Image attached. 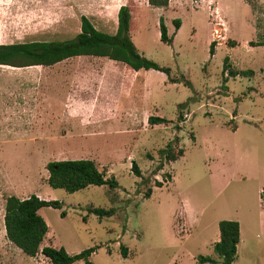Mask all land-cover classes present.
<instances>
[{"label": "rangeland", "instance_id": "1", "mask_svg": "<svg viewBox=\"0 0 264 264\" xmlns=\"http://www.w3.org/2000/svg\"><path fill=\"white\" fill-rule=\"evenodd\" d=\"M250 1L254 9L243 0H171L160 9L146 0H135L132 39L137 52L169 67L176 79L170 81L164 74L162 80L161 72L155 70L147 80L151 95L147 104L140 106L150 111L147 117H164L165 122L148 124L147 117L141 116L132 126L109 121L97 136L76 128L65 137L57 132L69 126L57 121L41 129L39 124L25 126L17 119L20 123L10 126L15 133L0 125V264H46L43 255L30 258L8 241L3 227L5 198L33 193L39 198L53 195L61 204L60 209L42 208L50 232L45 241L70 254L92 247V264H200L199 255L217 260L203 264H222L211 241L217 234V219L234 216L242 220L245 240L234 264H264V202L259 200L264 195V189L259 193V188H264V45L251 46L249 42L264 37V0ZM23 3L7 0L6 10L0 8V42L63 41L80 31L76 23L70 21L66 24L70 27H63L56 21L52 0L46 1V11L37 6L40 2ZM161 16L170 42L160 40ZM175 18L181 21L178 29L173 25ZM218 22L222 24L219 38L214 35ZM101 30L113 33L116 28ZM208 37L215 43L212 56ZM228 54L242 70L251 72L235 76L224 72ZM96 60L104 59L71 57L66 68L91 67ZM227 67L237 70L229 57ZM59 68V64L0 65V70L15 72L0 73V107L13 105L15 98L7 91L18 87V115L26 105L40 111L47 100L37 94L39 99L27 104L25 89L40 88L44 79L40 72L54 74ZM114 76L108 72L104 77L102 99H116L117 90L111 82ZM60 89L50 91L60 96ZM121 101H125L124 95ZM45 128H49L50 138L44 134ZM175 136L179 137L175 146L183 148V156L165 162L159 151ZM81 158L94 160L119 185H91L75 192L48 185V161ZM133 161L141 177L133 173ZM149 187L151 195L145 198ZM93 208L114 211L100 217ZM120 245L126 247L127 257L122 256ZM75 264L84 263L79 260Z\"/></svg>", "mask_w": 264, "mask_h": 264}, {"label": "trees", "instance_id": "2", "mask_svg": "<svg viewBox=\"0 0 264 264\" xmlns=\"http://www.w3.org/2000/svg\"><path fill=\"white\" fill-rule=\"evenodd\" d=\"M170 0H147L153 7H167ZM254 9L250 0H244ZM180 19H173L176 29L180 27ZM159 37L162 42H170L171 38L167 33V26L163 17L158 20ZM257 28V25H256ZM258 29V28H257ZM134 30L133 6L121 5L118 11V24L115 33H107L93 27L90 21L81 17L80 31L72 38L63 41H30L25 43L0 44V65L13 67H27L34 65L51 66L61 60L73 56H99L107 57L123 62L134 70L155 69L163 72L168 80L175 82L171 77L170 68L160 66L156 62L142 56L136 50L131 37ZM251 46L264 45V37L256 41H249ZM234 46V43L229 44ZM209 54L212 56L215 51V43H209ZM228 56L223 61V71L228 75L249 73L251 70H232L227 67ZM182 106L181 104L179 105ZM167 121L164 117L149 116L148 124H156ZM180 129V126L177 125ZM194 140L193 135H191ZM179 137L175 136L168 142L165 148L159 151L160 157L165 162L176 161L184 150L176 147ZM162 164L158 167L161 168ZM48 171L47 183L52 188H61L67 192H75L91 185L108 184L111 188L119 184L112 176L107 177L105 171L100 170L92 159H59L51 160L46 164ZM131 169L137 177H141V171L135 161L131 163ZM143 180V179H142ZM141 180V181H142ZM145 182V180H144ZM161 186V182H156ZM152 188H147L144 197H150ZM61 208L56 199H42L36 194L20 198L16 195H9L5 198L3 223L5 236L14 246L19 248L28 256H35L41 252L48 258L50 264H72L77 260H83L84 264H92L90 255L94 248H86L82 251L70 254L64 247H52L46 245L40 248V244L48 232V225L38 213L41 207ZM98 216L111 215L113 209L104 210L93 208ZM65 211H61V216ZM219 240L213 243V251L218 255L222 264H234L237 257V244L240 239V227L237 220L221 219L218 221ZM121 254L127 257L126 247L120 245ZM197 262L215 263L217 260L208 255H199Z\"/></svg>", "mask_w": 264, "mask_h": 264}, {"label": "crops", "instance_id": "3", "mask_svg": "<svg viewBox=\"0 0 264 264\" xmlns=\"http://www.w3.org/2000/svg\"><path fill=\"white\" fill-rule=\"evenodd\" d=\"M32 1L33 3L40 2L37 3V6H41L43 9H45L44 6L46 5L47 0H16V2H22V3L24 2L23 4L27 6ZM52 1L56 4V8H55L56 21L62 24L63 27H70V25H66L70 21L76 23L77 27H80L81 17L85 16L93 25V27L98 30L108 29V28L117 29L119 8L121 5L128 4L131 7L133 6L134 30L136 28L135 12L137 5L135 0H52ZM6 2L7 0H0L1 10H6L4 6ZM169 2L171 3V0ZM146 3L148 4L147 0ZM154 8L160 9L166 7H154ZM13 10L14 9H11L9 11L13 12ZM46 10L47 9H45V11ZM115 31L113 33H115ZM133 31L131 32V37ZM210 40L211 38L208 37L209 43ZM25 42H30V41H23V42L9 41V42H0V44L25 43ZM90 57H96L97 59H104V60L103 61L96 60L97 62L91 64V67L77 68L74 66L72 68H66L67 65L69 64V59L71 58L69 57L55 63V64H59L60 68L56 70L54 74H51L52 72H49L47 70L44 72H40L39 76L44 78L41 79V82L43 83L42 86L40 88H37V86L26 88L25 89L26 93H24V100L29 99L27 101V104L31 99L34 98L39 99V97H36L37 94H41L40 99L47 100L46 105L40 107V111L38 110L39 107L33 108L32 105L31 106L26 105V107L23 108L25 109V111L22 112V114L18 115L17 107H16L17 105L16 93L18 92L17 91L18 87H13L11 89L8 88L9 90L7 91V93L10 94L9 95L10 97L15 98V102L10 107L9 106L0 107V125L7 126L10 133L11 132L15 133L16 130L15 129L11 130L10 126L17 125L18 123H20L19 121H17V119H21V121H23L21 123L24 124L25 126L32 124H39L42 126L41 129H43V126L46 125L48 126L52 122L57 121L60 124H67L69 126L67 130L60 129V131L57 132L58 135H61L59 137H65L67 134H71V132L74 131L76 128L79 129V131L81 132L87 133L88 135L90 133H94V135L97 136L98 135L97 133L102 128L101 126L109 121L111 122L115 121L117 124L121 126L122 125L132 126L137 123V121L141 118V116L145 117L146 120L147 114L150 113V111H147L145 108H141L140 106L146 105L147 99L151 95L147 80L152 75V73H154L155 69L134 70L129 66H127L126 64H124L123 62L109 59L107 57H99V56H90ZM228 57L232 63V67L236 68L237 70H242V68L238 66L237 61H235V59L230 54H228ZM104 66H106V68ZM108 72L114 73L115 75L114 76L115 79L112 80L111 82L113 87L115 86L117 90L116 99L110 97L106 99L101 98L102 85L104 82L103 79ZM0 73L15 74V72L11 70H0ZM158 74L161 75L162 80L165 78L163 72ZM32 76H35V78L38 77V75H31V77ZM16 82L17 79L14 80V83ZM54 87L61 88L60 91H62V93L60 96L52 95L50 90L51 88ZM36 88L40 90L38 93L35 92ZM4 90L6 91L5 88ZM123 95L125 96L124 102L121 101ZM53 99H55L54 103H53ZM185 117L187 118L188 114H186ZM72 122H75V124L78 125L79 128L76 127L75 124L73 125ZM235 128L237 129L238 126H236ZM49 132H50L49 128L44 129L45 135L47 134L49 135ZM40 134L42 133L40 132ZM54 134H56V132ZM30 135H32L31 137L33 139L36 138L34 134H30ZM50 136L51 135L47 137L50 138ZM235 148L237 149V145L235 146ZM206 167L208 168L210 167L209 162L206 164ZM173 182H174V175H172V181L170 182V184H172ZM88 187L84 189H87ZM263 189L264 188H259V193L262 194ZM42 199L49 200L55 198L53 195L47 194V196L43 197ZM259 200L260 202H264V195L262 196L260 195ZM42 208L43 207L38 209V213L43 217V219L49 225L47 219L44 217L43 213L41 212ZM228 219L237 220L239 223L240 239L237 244V254H238L241 243L245 241L244 237H242V227H241L242 220L239 216H234ZM219 220L221 219H217V234L215 238L211 241L212 244L215 241L219 240V231H218ZM3 227H4V223H3ZM49 235L50 232L48 226V232L43 238L40 244V248L51 244L50 242L45 241L46 239H48ZM39 254L43 255L41 252L37 253L36 255ZM29 257L31 258L35 256H29ZM45 261L46 264H50L48 258L46 257H45ZM81 261L83 262V260ZM75 262L72 264H75Z\"/></svg>", "mask_w": 264, "mask_h": 264}, {"label": "built area", "instance_id": "4", "mask_svg": "<svg viewBox=\"0 0 264 264\" xmlns=\"http://www.w3.org/2000/svg\"><path fill=\"white\" fill-rule=\"evenodd\" d=\"M216 25L217 26L214 28V35L217 38H219V37L222 36L221 33H220L222 31V24L220 22H218V23H216ZM184 116H186V114Z\"/></svg>", "mask_w": 264, "mask_h": 264}]
</instances>
